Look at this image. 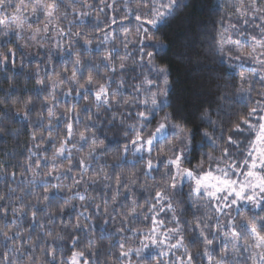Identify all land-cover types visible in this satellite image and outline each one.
Listing matches in <instances>:
<instances>
[{
	"label": "snow or ice",
	"instance_id": "snow-or-ice-1",
	"mask_svg": "<svg viewBox=\"0 0 264 264\" xmlns=\"http://www.w3.org/2000/svg\"><path fill=\"white\" fill-rule=\"evenodd\" d=\"M63 3L64 0H49L48 3H43L42 0H0V49H6V52L0 51V66L7 70L11 64L15 68L19 51L21 53L20 67L23 68V57L26 55L23 49L33 43L42 46L40 42L47 39L51 32H55L58 37L73 35L80 37L82 33H72L71 28L65 32L58 23H55V21L67 18V11L63 16L58 14ZM101 3L106 7H112L106 4L105 0H101ZM132 3H135V7ZM188 7V0H131V2L125 0L126 17L134 18L137 26L134 38H130V32L124 31L120 41L125 49L123 56L116 47L104 49L99 63L94 64L92 60H85L83 57L93 51L98 53L100 49L99 47L93 49L91 41L86 40L81 50L72 51L71 43L69 49L66 50V55L74 57L70 77L54 74L57 78L50 85H46L45 80L40 78V70L37 69L35 73L37 87L33 95L39 98L46 88H51L48 96L44 97L41 102V108L46 110L48 119L45 131L49 133L48 140L55 148L51 157V171L48 175L52 176L58 168V162L63 163L65 159L70 162L67 172L72 171V150L75 148L73 123L83 122L80 112H92L89 105L77 111V105L73 104L70 109H66V112L72 113L71 117L65 113H61L60 116V120L66 122V135L63 138L53 137L51 133L54 130L52 121L56 118L55 90L57 85L65 83L71 85L64 93L66 96H71L75 91L74 98L87 101L90 96L93 97V103L98 110L95 113L97 118L100 116V109L112 112L121 106L131 109L141 107L142 111H127L125 114L128 119L135 122L128 124L125 129L126 142L122 146L117 145L118 152H122V155L119 156V161L115 165L118 168L123 162H127V156L131 150L133 155H138L139 160L144 162L143 175L145 177L156 181L157 177L151 174L155 172L159 175V182L153 185L155 195L150 201H146L148 204L146 211L150 215L143 217L145 220H150L152 224L149 233L145 234L148 243L142 241L141 247L134 250L139 258L138 264H264V216L261 215L264 213V0H234L231 5L234 11L221 18V30L212 37V51L218 62V67L214 70L217 73L213 80L215 84L214 102L217 108L224 112V115L229 116L230 120L233 116L235 117V122L231 124L230 134L225 136V131L229 130L220 126L219 137L214 135L217 121L211 118L212 113L209 109L203 111L200 120L213 126L211 133L207 130L199 131L188 127L185 118L178 111L164 112L157 118L158 113L173 105L170 101L169 68L166 64L156 62L157 57L166 52L167 45L163 41L151 42L157 39L155 34L167 27L181 9ZM219 7L220 5H217V9ZM100 11L103 12V8ZM79 15L83 17L87 13L80 12ZM41 20L44 21L43 25L36 26ZM116 22V18L113 17L109 27ZM226 23L227 27H225ZM241 24L243 28L238 27ZM250 24L256 30L257 35L248 34ZM110 40L115 44V30L111 33H104L103 42ZM78 42L77 40L76 43ZM150 43L154 51L147 50ZM130 44L137 57L133 61L134 64H138L141 69L147 67L150 72L156 74V78H149L148 75L142 73L143 79L134 85V91L131 94L133 98L128 101L123 99L121 89L125 83L123 73L129 70L127 61L133 59V52L128 51ZM56 46L60 48L59 41ZM117 60L120 61L119 64L116 63ZM248 65H253L250 68L253 73L252 79L242 74ZM101 68L107 72V75L103 77L105 82L96 83ZM135 70V67L131 68V71ZM85 71H88L86 78ZM117 72L121 73V78L119 85L113 90L112 85L116 83L113 77ZM256 82H259L260 89L256 88ZM94 84L95 91H93ZM15 94V87H10L4 99H0V104L5 105L4 115L7 117L9 109L20 105L15 116L27 125L35 110V103L31 96L27 99H13ZM8 101H11V104ZM237 106H239V111L236 110ZM227 108H231L232 112L225 111ZM43 119L44 115L41 112L39 114L40 127H44ZM115 119L116 116L113 115L112 120ZM121 126H124L123 118ZM89 127H95V125H85V132ZM245 130L253 138L249 140L246 151L240 153L244 159L237 160L230 151L231 147L237 149L240 147V142L234 139L233 133L243 134ZM0 131L6 132L7 130L0 129ZM85 132L79 133L80 147L75 150L80 153L87 149V158L81 157L78 160L80 177H72L73 186L79 185L83 181L84 174L92 171L88 159H95L97 152L96 136L94 134L85 135ZM197 135L200 136L199 140H197ZM31 140L37 141L35 132L31 134ZM39 140L42 142L44 137L41 135ZM57 140L59 141L58 147H56ZM70 144L72 147H69ZM208 145L214 152H219V155L204 151ZM34 147L40 149V143H34ZM29 153L27 170H32L33 163L39 169V161L32 160V156L38 153L31 149ZM145 156H147L146 160ZM43 159L47 161L48 157L44 156ZM161 168L164 169L163 172L160 171ZM100 171L103 172V168ZM61 175L66 176L67 173L56 175L55 179L59 181ZM12 177L15 178V173H12ZM102 178L108 181L111 176L104 173ZM116 180L117 189L126 186L121 184L118 176ZM97 182L95 179L92 180V183ZM132 183L135 184L136 180L133 179ZM186 184L190 189V194L197 197L203 196L212 209L210 215L207 213L203 216L194 215L195 223L188 221L181 223L173 203L174 195L182 192ZM41 186L44 188L43 200L48 204L43 209L32 211L33 224L36 223L37 211L47 212L49 220L55 221L56 215L48 212V205L56 202L57 197L64 190L60 183L51 184L50 181H42ZM49 188L52 191H49ZM64 188L71 191L72 186H64ZM117 195H119L118 191ZM75 199L85 201L87 197L79 192L73 193L72 196H60L59 214L61 216L65 206L75 208L72 204ZM112 199L115 201L116 196ZM104 204L107 205V200ZM32 207L36 206L32 205ZM99 207V205L96 206L97 211ZM140 207L141 205L133 199L131 207L122 215L125 219L129 216L139 219L137 209ZM16 213L17 210H14L13 219L8 220L5 209L3 216L0 217L2 219L0 237H3L0 244L7 250L5 253H0V261H3V264H24L25 258L30 264H38L39 258L35 255L37 251H40L46 258L44 264H93L96 255L93 252L96 247L95 240L89 238L86 245L82 247L84 242L81 238L78 235H72L68 249L71 253L69 256L64 250V245L58 243L63 237L54 234L52 230L44 231L37 237L41 243H33L31 234L24 239L22 233L14 229L17 227L18 218L27 213L20 210L19 217ZM105 214H107L106 207ZM161 214L165 216L171 214L170 219L161 218ZM81 218L90 219L85 212L78 213L74 223L77 232L85 230V226L80 223ZM169 223L174 227H167ZM70 225H72L71 220L68 223L61 220L60 231L64 232ZM87 230L91 231V225L87 226ZM185 231L193 235L189 243L199 242L202 251L195 254L190 251L188 244L185 243ZM44 237H52V241L49 242L43 239ZM17 240L20 241L18 246L16 245ZM217 241L223 248V254H220L219 250L214 247ZM119 247L121 251L117 257L118 261L120 257L128 258L133 251L131 249L124 251V242H121ZM150 249H156L155 253L153 254ZM9 252L15 256V259L8 254ZM167 256L175 258L163 259ZM120 264L123 262L120 261Z\"/></svg>",
	"mask_w": 264,
	"mask_h": 264
},
{
	"label": "trees",
	"instance_id": "trees-1",
	"mask_svg": "<svg viewBox=\"0 0 264 264\" xmlns=\"http://www.w3.org/2000/svg\"><path fill=\"white\" fill-rule=\"evenodd\" d=\"M42 2L48 3L49 0H42ZM105 2L112 5V7H106L105 4L101 3V0H86V3L85 0H75V3H73V0H64L58 14L63 16L64 12L67 11V18L55 21V23H58L65 32L71 28L72 33L80 32L82 35L80 37L74 35L58 37L55 32H51L56 36L52 49L51 47L46 48L45 46L32 44L29 48L23 49L26 53L23 57V68L20 67L21 53L19 51L17 52L15 68L11 64H9L7 70L0 66V99H4L5 93L10 87H15L16 94L13 99H27L31 96L35 103V110L32 112L30 123L27 125L20 122L19 117L15 116V112L20 105L9 109L8 116L5 117L3 112L5 105L0 104V122H2L0 123V129L7 130L6 132L0 131V197H4V199H0V206H3L0 207V217L3 216L5 209L7 210L8 220L13 219L14 210H17V217H19L20 210L26 212L25 216L18 218L17 227L14 230L20 231L24 239H27L31 234L33 243H41L37 240V237L44 231L52 230L54 234L63 237L58 243L64 245V250L69 256L71 254L68 251L71 243L70 237L78 235L84 242L81 245L82 247L86 245L89 238L96 241V247L93 249L96 254L93 264H97V261L98 264H120V261L123 264H129V261H131V264H138L139 258L134 250L141 247L142 241L148 243L145 234L149 233L152 224L150 220H145L143 217L144 215H150L146 211L148 207L146 201H150L151 197L155 195L153 185L159 182V175L155 172L151 174L157 177L156 181H153L150 177H145L143 175L144 162L139 160L138 155H133L131 150L128 153L127 162H123L118 168L115 165L119 161V156L122 155V152H118L117 145L122 146L126 142L125 129L128 124L135 122L128 119L125 114L127 111H142L143 108L131 109L121 106L112 112H105L100 109V116L97 118L95 113L98 110L93 103V97L90 96L87 101L74 98L75 91L71 96H66L64 93L69 90L71 85L68 83L57 85L55 90L56 118L52 121L54 130L51 133L53 137L63 138L66 135V122L60 120V116L61 113H65L71 117L72 113L70 111L66 112V109H70L73 104L77 105V111L85 105H89L92 112H80L83 122L80 124L73 123L75 148L72 150V171L67 172L70 162L65 159L63 163L58 162L56 172L49 176L51 157L55 148L48 140L49 133L45 131L48 119L46 110L41 108V102L44 97L48 96L51 88H46L39 98L33 95L37 87L35 77L37 69L40 70V78L45 80L46 85H50L57 78L54 74L71 76L74 57L66 55L70 43L72 51L81 50L86 40L91 41L93 49L99 47L100 51L98 53L93 51L83 57L85 60H92L94 64L99 63V58L104 49L116 47L120 54L124 55L125 49L120 41L125 30L131 33L130 38L135 37L137 22L134 18L126 17L125 0H105ZM233 2L234 0H188L189 7L181 9L167 27L162 28L159 33L155 34L157 39L151 43L163 41L167 45L166 52L161 53L156 62L166 64L169 68L170 101L173 105V107L165 108L163 112L158 113L157 118L162 116L164 112L178 111L185 118L188 127L199 131L207 130L211 133L213 132V126L200 120L203 111L209 109L212 113L211 118L217 121L214 135L219 137L220 126L229 130L225 131V136L230 134L231 124L235 122V117L233 116L230 120L229 116L224 115V112H221L214 102L215 84L213 80L217 75L214 70L218 67V62L212 51V37L221 30V18L234 11L231 7ZM217 5H220L219 9H217ZM132 6L135 7V3H132ZM101 8H103V12L100 11ZM80 12H85L87 15L81 17ZM113 17L116 18L117 22L109 27ZM43 23L44 21L41 20L39 25L36 26H42ZM238 27L243 28V25H238ZM113 30H115L116 35L115 44L111 40L103 42L104 33H111ZM250 32L251 30L248 28V34ZM77 40L78 43H76ZM57 41L60 43V48L56 46ZM151 43L147 48L148 51H154ZM10 47H14V45H10ZM0 51L6 52V49H0ZM128 51L133 52V59L127 61L129 70L123 73L125 83L121 91L123 99L131 101L134 85L143 79L142 73L152 79L156 78V74L150 72L147 67L141 69L138 64H134L133 61L137 57L131 44ZM116 63L119 64L120 61L117 60ZM132 67H135L136 70L131 71ZM242 74L249 79L252 78V75H249L252 72L246 68ZM87 75L88 71H85V78ZM105 75H107L106 70L101 68L96 83L105 82L103 80ZM120 78L121 73L117 72L113 77L116 80V83L112 85L113 90L119 85ZM256 88H259L258 82H256ZM93 91H95V84L93 85ZM253 95L255 98V94ZM8 103L11 104V101H8ZM236 110L239 111V106ZM225 111L231 113L232 109L227 108ZM41 112L44 115V127L39 126V114ZM113 115L116 116L114 121L112 120ZM89 116H91V119H89ZM122 118L124 120L123 127L121 126ZM93 124L95 127H89L88 131L85 132V125ZM33 132L37 136L36 142L31 140ZM80 132H85V135L88 136L94 134L98 145L95 159H88L92 171L84 174L83 181L79 185L73 186L72 177H80L77 162L81 157L87 158V149L80 153L75 150L80 147L78 143ZM41 135L44 137L42 142L39 140ZM233 137L234 139L237 138L234 133ZM199 139L200 136L197 135V140ZM217 142L219 143V141ZM34 143H40V149L35 148ZM58 146L59 141L57 140L56 147ZM69 147H72V145L70 144ZM29 149L38 153V155L32 156V160L39 161V169L33 163L32 170H27ZM204 151L219 155V152H214L210 145L206 146ZM44 156L48 157L47 161L43 159ZM153 156H155V153H153ZM146 159L147 156H145ZM101 168H103V172L100 171ZM160 171L163 172L164 169L161 168ZM12 173H15V178L12 177ZM62 173H67V175H61L60 180L57 181L55 176ZM104 173L109 174L111 179L104 181L102 178ZM117 176L120 178L121 184L126 185L125 187L117 189ZM94 179L98 182L92 183ZM133 179L136 180L135 184L132 183ZM42 181H50L51 184L60 183L62 189H64L60 196H72L73 193L79 192L84 194L87 199L85 201L73 200L72 204L75 205V208L65 206L61 216L59 214L60 196H58L56 202L48 205V212L56 215L55 221L49 220L47 212L37 211L36 223L33 224L32 211L43 209L48 204L47 201L43 200L44 188L41 186ZM64 186H72L71 191H68ZM49 191H52V189L49 188ZM117 191L119 195H117ZM113 196H116L115 201L112 199ZM133 199L141 205L137 209L139 219H133L131 216L125 219L122 214L131 207ZM105 200H107L106 206L104 204ZM173 203L176 206L181 223L184 221L195 223L194 215L203 216L205 213L210 215L212 212L203 196L197 197L190 194L187 184L182 192L174 195ZM32 205L36 207L33 208ZM97 205L100 206L98 211L96 210ZM105 207L107 214H105ZM80 212H85V215L89 216L90 219L84 220L81 218L80 223L85 226V230L77 232L74 223L77 214ZM170 215L161 214V218L168 220ZM261 215L264 216V213ZM61 220L65 223L72 221V225L64 232L60 231ZM0 223H2V219H0ZM88 225H91V231L87 230ZM167 227H174V225L169 223ZM137 232L139 234H136ZM184 237L185 243L188 244L193 254L202 251L199 242L196 244L189 243L193 239L191 232L185 231ZM43 239H47L49 242L52 241V237H44ZM0 240H3V237H0ZM121 242L125 243L124 251L129 249L133 251L128 258L120 257V261H118L117 257H119L121 251L119 244ZM19 243L20 241L17 240L16 245L18 246ZM214 247L219 250L220 254H223V248L219 241ZM6 251L3 245L0 244V253ZM150 251L154 254L156 249H150ZM8 254L15 259L12 253L9 252ZM35 255L39 258L38 264H44L46 258L42 253L37 251ZM170 258L174 259L175 257L167 256L163 259L168 260ZM0 264H3V261H0ZM24 264H30L27 258H25Z\"/></svg>",
	"mask_w": 264,
	"mask_h": 264
},
{
	"label": "rangeland",
	"instance_id": "rangeland-1",
	"mask_svg": "<svg viewBox=\"0 0 264 264\" xmlns=\"http://www.w3.org/2000/svg\"><path fill=\"white\" fill-rule=\"evenodd\" d=\"M233 20H235V18H233ZM225 27H227V24L225 25ZM248 28H250L251 32L249 35H257V32L256 30L252 27V25L250 24L248 26ZM56 36H54L53 33H49L48 34V38L47 39H44L42 40L40 43H42L41 45L42 46H45L46 48H50L52 49V45H54V40L56 41ZM33 44H36V43H33ZM29 48V47H28ZM50 49V50H51ZM253 65H248L247 67H245L246 69L250 70V68L252 67ZM251 72V71H250ZM249 75H252V78H253V73L252 74H249ZM251 78V79H252ZM259 84V82H258ZM260 84H259V88L260 89ZM235 134V133H234ZM235 136L237 137L236 140H238L240 142V147L239 149L235 148V147H231L230 148V151L232 152V154L236 157L237 160H243L244 159V156L241 155L240 153H243L246 151L247 147H248V142L249 140H251L253 137L248 133L247 130H245V132L243 134H235Z\"/></svg>",
	"mask_w": 264,
	"mask_h": 264
}]
</instances>
